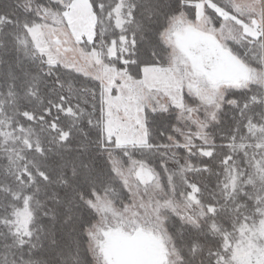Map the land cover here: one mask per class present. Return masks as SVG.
I'll return each instance as SVG.
<instances>
[{"label":"snow or ice","instance_id":"obj_1","mask_svg":"<svg viewBox=\"0 0 264 264\" xmlns=\"http://www.w3.org/2000/svg\"><path fill=\"white\" fill-rule=\"evenodd\" d=\"M0 264H264V0H0Z\"/></svg>","mask_w":264,"mask_h":264}]
</instances>
